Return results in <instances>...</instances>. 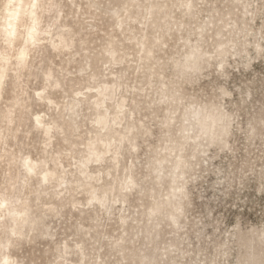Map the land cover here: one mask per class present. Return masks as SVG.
Listing matches in <instances>:
<instances>
[{"label":"clouds","instance_id":"clouds-1","mask_svg":"<svg viewBox=\"0 0 264 264\" xmlns=\"http://www.w3.org/2000/svg\"><path fill=\"white\" fill-rule=\"evenodd\" d=\"M0 264H264V0H0Z\"/></svg>","mask_w":264,"mask_h":264}]
</instances>
